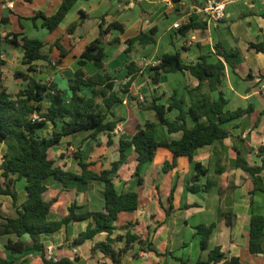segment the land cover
<instances>
[{
  "label": "crops",
  "instance_id": "obj_1",
  "mask_svg": "<svg viewBox=\"0 0 264 264\" xmlns=\"http://www.w3.org/2000/svg\"><path fill=\"white\" fill-rule=\"evenodd\" d=\"M168 1L172 4L169 5ZM208 0H81L69 12L63 23L54 31L42 26V19L34 23L31 18L37 12L47 16L54 15L63 0H0V32L19 34L20 38L27 36L43 41L44 51L50 54L51 63L38 62V71L31 76L46 83H54L63 90L66 100H70V86L74 83L78 61L86 47L100 37L101 29H106L112 23H118L122 30L113 29L103 39L105 49L104 70L102 74L109 75L116 83L122 102L112 109L111 120H123L111 133L112 145H109V133H102L97 138L91 131H83L63 137L61 143L51 149L52 158L57 165H62L74 173H81L79 160L74 155L79 153L90 164V169L99 173L111 169L120 153L116 150L121 140H131L137 130L148 121L157 124L156 135L159 140H179L182 133L170 134L166 126L158 124L156 113L149 109H141V102L146 108L156 101V104L168 106L172 95L178 92V98L190 103L188 89L195 88L199 81L188 72L164 74L159 83L152 79V65L159 61L163 54L179 51L185 63H194L203 54L214 55L215 45L221 44L230 53L236 54L234 59L236 71L226 68V77L222 90L229 101L227 109L235 111L252 105L254 110L230 126L231 136L222 142L199 148L193 161L188 157H179L176 165L165 171L166 163H172L173 153L160 148L153 161L146 163L141 169L144 183H139L135 176L137 169V153L130 149L126 158L120 163L111 178L120 192L137 191L139 207L132 211L119 214L112 234L100 233L94 238L76 244L75 239L87 230L90 221H72L63 225L53 233L41 235L45 256L52 250L55 261L69 259L75 264H195L198 260H207L209 251L217 246L227 254V257H239L240 264H264V254H253L250 251V224L254 213L264 215V199L257 192L252 194L254 184L251 176L237 167L238 154L251 166L263 164L264 153V53H258L250 48V43L264 41V0H238L227 6L226 17L214 27H207L204 14L200 8ZM8 3L12 7H8ZM6 10L9 14L5 15ZM7 17L8 22L3 21ZM102 22V28L100 23ZM202 22L204 28H196L182 35L174 26ZM74 28L72 32L70 29ZM145 33L155 39L154 44H136L130 54L126 53V41ZM115 40H119L116 42ZM69 50L65 57L54 44ZM8 45L9 56L4 58L6 65L2 68L22 64L24 51L21 47ZM19 50L18 56L14 57ZM61 60L59 64L58 61ZM57 62V63H56ZM134 62L140 68L135 80L125 86L130 80L129 65ZM18 65V64H17ZM23 65V64H22ZM27 72L26 66L19 68ZM40 69H44L43 72ZM47 76L38 78L39 73ZM87 75H94L99 69L93 62L84 67ZM16 71V72H18ZM15 72V73H16ZM14 73V75H15ZM19 80V79H17ZM260 80V81H259ZM23 81V80H22ZM23 81V86H25ZM20 88V89H21ZM203 91L217 98L218 92L211 91L208 83H204ZM10 92V90H9ZM11 93V92H10ZM82 94L92 95L91 88L84 87ZM143 98V100H141ZM138 100V101H137ZM151 112L155 113V120ZM179 115V110H167L166 117L173 121ZM238 123V128L234 124ZM49 128V132L45 130ZM53 124H48L42 135L50 137ZM7 146L0 145V163ZM221 153L220 167L225 171L216 173L217 157ZM196 163H201L209 170L196 184L201 191L192 193L189 187L194 184ZM264 177V173L262 174ZM17 192V203L11 195L0 194V224L18 216V210L28 198L25 178L13 177ZM208 180L217 182L211 191L204 192ZM0 183L5 188L3 171L0 169ZM47 187V198L52 201L48 219L59 221L66 217L72 204L78 206L77 212L102 211L105 209V187L101 181L92 180L87 183L73 181L68 187L49 177L44 180ZM223 191L220 195L219 192ZM232 210L234 226H228L225 217H220V210ZM216 223L209 243V250L202 252L200 237L196 236L195 228L199 225ZM131 226L127 229L126 225ZM136 235L142 241L150 242L157 250L155 252L141 251L136 244L131 254L115 263L102 251L94 248L106 243L109 238ZM15 236H0V259L15 260L22 264H44L41 251L29 249L22 254H13L6 248L9 239ZM23 240L31 245V238L26 235ZM126 246V239L117 241L113 248L118 251ZM77 258V261H75Z\"/></svg>",
  "mask_w": 264,
  "mask_h": 264
},
{
  "label": "trees",
  "instance_id": "obj_2",
  "mask_svg": "<svg viewBox=\"0 0 264 264\" xmlns=\"http://www.w3.org/2000/svg\"><path fill=\"white\" fill-rule=\"evenodd\" d=\"M81 0H63L59 10L52 16H47L43 12H37L31 20L36 23L42 19V26L49 31L56 30L65 20L73 7ZM179 2L180 0H173ZM3 21L8 22L4 17ZM102 28V22L100 23ZM202 22L189 23L182 26L179 32L186 35L189 31L196 28H204ZM113 29L122 30L118 23L110 24L105 30L101 29L100 37L92 41L83 51L79 61L78 69L75 72L74 83L70 86L72 97L70 100L64 98L63 90L54 83L42 82L31 76L38 71V62L51 63L50 54L44 51L46 44L39 40L19 34L1 33L0 44L7 43L21 47L24 51L22 64L26 66L27 72L18 71L15 73L16 79H22L26 84L17 93L12 94L2 83L4 73L2 68L6 61L2 58L3 50L0 49V145L7 146L0 163L3 171L4 185L0 183V194L11 195L17 203V192L14 188V176L25 178L27 181L26 189L28 192L27 200L18 210L16 218H10L6 223L0 224V236H15L9 239L6 248L13 254H22L29 249L41 251L44 256V264H75L69 259L46 258L44 255V245L41 243V235L53 233L72 221H90L87 230L81 233L75 243L80 244L94 238L100 233L112 234L116 229V222L119 214L123 211L136 210L139 207V193L137 191L120 192L116 188L111 174L118 169L120 163L126 158L130 149L134 148L137 153V169L135 176L139 178V183H144L140 172L142 167L154 160L157 151L165 148L173 153L172 163L165 164V171L175 167L179 157H188L193 161L195 152L204 146L222 142L231 136V124L241 119L245 115L253 112L252 105L247 108H238L235 111L227 109L229 101L222 90L223 82L226 77V68L229 67L233 72L236 71L234 59L236 54L227 51L221 44L215 45L214 55L203 54L194 63H185L182 54L175 53L163 54L159 58L156 66L151 68L152 79L159 83L164 74L176 72H188L199 81L195 88L188 89L190 98L189 105L183 97L178 98V92L172 95L171 103L168 106L152 102L146 108L141 102L138 104L141 109H149L156 113L158 124L167 127L170 134L182 133L179 140H159L156 135L157 124L148 121L140 127L131 140H121L116 150L120 153L119 160L115 161L111 169H104L97 173L90 169V164L79 153L74 155L79 160L81 173L77 174L67 170L65 166L57 165L52 158L51 149L58 146L63 137L74 135L83 131H91L92 137L97 138L102 133H109L108 144L112 145L111 133L117 125L123 121L111 120L113 107L122 102V98L116 88V83L109 75L102 74L104 70V60L106 57L105 49L102 47L104 37ZM74 28L70 29L72 32ZM119 42V40H115ZM156 41L153 37L140 33L138 36L126 41V53L130 54L136 44L148 45ZM54 46L60 50L61 57L67 56L66 50L60 43L55 42ZM250 48L258 53H264V41L250 43ZM88 62H93L99 69L94 75H87L84 67ZM57 63V62H56ZM61 63V60L58 61ZM128 84L123 89L127 91L128 86L135 80L141 68L134 62L129 65ZM204 83H208L211 91H217L218 97L211 96L203 91ZM91 88L92 95L87 97L82 94L83 88ZM179 110V115L175 120H169L167 110ZM37 115L38 118H34ZM53 124L52 135L46 137L42 135L43 130L48 124ZM238 123L234 128H238ZM264 153V147L260 148ZM217 157V174L225 171V167H220L221 153L215 152ZM237 167L247 172L253 181L254 189L252 194L257 192L264 193V157L261 166H251L248 161L238 154ZM209 170L201 163H196V174L193 176L194 184L189 187L192 193L201 191V187L196 185L202 177L207 176ZM54 177L60 181L64 187H68L73 181L87 183L92 180L101 181L105 187V209L102 211L77 212L78 206L72 204L66 217L59 221L48 219L52 201L47 198V187L44 180ZM217 182L208 180L203 188L204 192H209ZM220 195L223 191L219 192ZM220 217H225L228 226H234V214L232 210H220ZM131 225H126L128 229ZM217 227L216 223L210 225H199L195 228L196 236L200 237V249L202 252L209 250L211 236ZM31 238L32 244L28 245L24 236ZM126 239V246L116 251L113 244L117 241ZM139 245L141 251L155 252L154 246L148 241H142L136 235L127 234L109 238L106 243L97 245L94 251H102L110 257L113 262L120 263L122 258L131 254L135 246ZM250 251L251 253L264 254V215L254 213L250 224ZM77 261V258L76 260ZM0 264H22L15 260L0 259ZM195 264H240L239 257H227L220 246L209 251L207 260H198Z\"/></svg>",
  "mask_w": 264,
  "mask_h": 264
},
{
  "label": "built area",
  "instance_id": "obj_3",
  "mask_svg": "<svg viewBox=\"0 0 264 264\" xmlns=\"http://www.w3.org/2000/svg\"><path fill=\"white\" fill-rule=\"evenodd\" d=\"M238 0H208L201 8L200 12L204 14V21L206 26L214 27L217 26L225 17L227 13V6L231 3H234ZM168 4L171 5L172 2L168 1ZM8 7H12L11 3H8ZM182 27L181 23L175 24V29H180ZM159 62V61H158ZM158 62H155L152 67L156 66ZM260 81V80H259ZM143 100V98H141ZM34 118H38L37 115H34ZM49 259H55L52 257V250L47 251Z\"/></svg>",
  "mask_w": 264,
  "mask_h": 264
},
{
  "label": "rangeland",
  "instance_id": "obj_4",
  "mask_svg": "<svg viewBox=\"0 0 264 264\" xmlns=\"http://www.w3.org/2000/svg\"><path fill=\"white\" fill-rule=\"evenodd\" d=\"M2 49H3V53H4V58L8 57L9 56V48H8V45H5L3 44L2 45ZM18 53H19V50L16 51V53L14 54V57H17L18 56ZM16 65H9L10 67H6L4 68V77H3V84L10 90V92L12 94H15L17 93L21 86L23 85V81L22 79H19L17 80L14 76V73L18 70H20L19 68H22L23 65L22 64H19V62H15ZM18 64V65H17ZM44 69H40L41 72H43ZM47 70L45 69V73H39L38 74V78H41L42 76L43 77H46L47 76ZM151 115L153 117V119L155 120V113L154 112H151ZM45 132H49V128H47L45 130ZM260 198H263L264 199V193H260L259 194ZM178 263V262H175V264Z\"/></svg>",
  "mask_w": 264,
  "mask_h": 264
},
{
  "label": "water",
  "instance_id": "obj_5",
  "mask_svg": "<svg viewBox=\"0 0 264 264\" xmlns=\"http://www.w3.org/2000/svg\"><path fill=\"white\" fill-rule=\"evenodd\" d=\"M9 14V10H6V13H5V15H8ZM103 185H104V183H103ZM260 255H263L262 253H260Z\"/></svg>",
  "mask_w": 264,
  "mask_h": 264
}]
</instances>
